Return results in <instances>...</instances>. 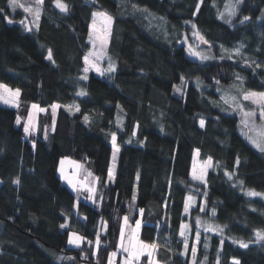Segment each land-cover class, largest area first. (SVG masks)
<instances>
[{"label":"trees","instance_id":"obj_1","mask_svg":"<svg viewBox=\"0 0 264 264\" xmlns=\"http://www.w3.org/2000/svg\"><path fill=\"white\" fill-rule=\"evenodd\" d=\"M62 2L68 11L43 0L38 26L29 31L20 20L25 12L0 0V84L20 90L18 108L0 105V264H106L125 214L132 223L140 218V239L159 245L163 264H194L197 231L195 264H264V240L256 237L264 231V200L244 192L264 193V151L240 132L236 114L215 103L219 84L264 92V0H241L231 24L219 15L229 0ZM95 12L113 19L107 53L115 69L84 79ZM193 25L212 59L187 54ZM241 45L239 55L232 53ZM32 104L46 113L38 115L36 134L26 137ZM112 133L120 147L115 181L99 204L84 202L62 182L59 161L88 163L105 185ZM197 149L200 160L212 157L204 183L190 177ZM189 196L194 201L185 212ZM197 217L223 232L200 229ZM71 231L86 245L91 241L88 250L98 235L96 255L69 246Z\"/></svg>","mask_w":264,"mask_h":264},{"label":"snow or ice","instance_id":"obj_2","mask_svg":"<svg viewBox=\"0 0 264 264\" xmlns=\"http://www.w3.org/2000/svg\"><path fill=\"white\" fill-rule=\"evenodd\" d=\"M241 2V0H236V3H231V0H229V3L225 5V12L228 14L229 19L226 21L228 24H231L232 21L230 19V17H233L236 15L237 12V6L238 4ZM10 6L12 8L13 11H15L18 7L22 8L25 12H29L32 14V16L34 17L35 21L39 20L40 17V12L41 9L39 7L33 9L32 7L28 6L26 7L24 4H18L16 2V0H9ZM36 3L38 5H42L43 0H36ZM56 4L57 7L60 8L62 11H68V5L66 3H63L62 0H56ZM3 10L0 9V12H2ZM225 12H221L220 18L224 19L225 17ZM100 18L102 20V25L101 27H97V18ZM249 17H244V20H248ZM9 22H12L11 20H9ZM21 23H23V21H21ZM241 23H243V21H241ZM111 24H112V17L108 16L106 13L104 12H97V13H93V23H92V32H90L89 34V41L92 42L93 45V49L96 48L97 42H99L101 49H103V47L106 45L107 40H108V35L110 34L111 31ZM38 26V25H37ZM195 25H193V28L195 29ZM28 30L31 31V27H28ZM194 36H197L199 38V40L205 44H207L208 42L205 40V38L199 34L198 30L194 31L193 33ZM243 47V45H241L239 48H235L232 51V53H235L236 55L240 54V50ZM225 51L227 52L228 50L225 49ZM189 52L198 57L200 60H207L210 59V57L207 54H204L202 52L196 51L194 48H192V46H189ZM103 53L102 52H98V51H90L88 54H86L84 56V62L86 64V67L84 68V72L87 73L89 71V67H93L96 69L97 72H100L101 74H103V71H107V72H111L114 71L115 69V65L112 64L111 62L109 63V67L103 71H101V69L99 67L96 66L95 63H93L92 61H90V57H92L93 59H100L102 58ZM48 58L52 59V53L51 50H48ZM257 67H259V65H257ZM84 79H87V75H85L83 77ZM182 81H183V77H181ZM237 79H241V77H239V75H237ZM199 84V81L197 82ZM0 89H3L5 92L8 93V98L5 99V97L3 96V94H0V99H3L5 103H10V104H15L16 102V98L19 97L20 95V90L19 89H9L7 88L6 85H2L0 84ZM176 91H181L180 87L177 86L176 87ZM78 95H86V93L81 90ZM222 99L225 101V103L229 104L232 106V108L234 110L239 109L242 113L243 119L241 121L242 124V130L243 129H248L249 131L256 129L257 126L254 123H250V118L255 117L256 113L255 112H245L243 110V105L239 104L237 102V98L234 96H230L228 94H225L224 97H222ZM242 99L244 101H251L253 104L257 105L260 109V117H261V121L262 124L259 126L260 131L257 133L258 138H254L253 136L249 135V132L246 131L245 135L248 137V139L251 141V143L258 148L260 151H264V92H254V91H248L242 94ZM58 106H53V111L55 110V108ZM70 109L72 106H68ZM33 109L38 108L37 105L33 104L32 105ZM75 110L79 111V106H75ZM40 111H44V109H40ZM85 121L87 122L89 120L88 116L84 117ZM19 117L17 118V123H19ZM200 126L203 127L205 124V121L203 119H201L199 121ZM31 131H35V125L33 124V119L32 116H29L28 119V124L25 125L24 127V132L25 133H30ZM133 135H135V132L133 133ZM111 139H112V144H113V162H115V157H116V152H118V146L116 145V134L112 133L111 134ZM33 147H35V144L33 143ZM199 154V150L197 149V155ZM75 164V167L77 169L82 168L83 165L81 164H77L75 162H72ZM237 164H239V158H237L236 161ZM60 171L61 174L63 175V178L65 180L68 181L69 184H71L73 186V188H77V183L74 182V178L68 176L67 174H64V159H62L60 161ZM212 166V157H208L207 161L201 165L199 168H197L196 163H193V170H192V178L194 180H200V181H204V176L205 173L207 171V168ZM225 174L229 177V179L232 178L233 173H229V172H225ZM88 175L90 176L91 173H88ZM111 170L109 172V177L111 178ZM98 179V178H97ZM17 184L19 183V179L17 178V180L15 181ZM241 185L243 184V181L239 182ZM88 191L90 192H95V188L90 187L88 188ZM247 195L249 196H256V195H261L259 193H256L253 190H248ZM133 199H135V195L133 196ZM194 201V197L189 196L188 197V202H193ZM189 209V203L185 204V212H188ZM203 210V208H201V211ZM139 212L142 214L143 213V209H140ZM212 215L215 216V209L212 210ZM125 224H127L128 221V217L125 216L124 218ZM196 223L199 224L201 227H204L205 231H218V232H223V227L219 226V225H213L211 223H201L200 218L197 217L196 218ZM61 227H66V225H61ZM189 226L187 224H182L180 227V235L182 237H184V249H185V254H187V250H188V230ZM139 229H140V221L137 220L136 221V229L135 232L129 237L128 239V243L127 245H125L124 240H125V234L123 229L121 230L120 233V248L123 249L124 253L128 254V258L124 261V264H133V261L139 260L141 256L147 254V256L149 257V264H159L158 261H155L153 259V254L155 252V250L159 247V245L155 242L152 243H145L143 241H140L138 238V233H139ZM256 237L257 240H264V231H260L257 230L256 231ZM84 238L79 236L77 233L73 232L70 236L69 239V243L70 244H75L76 246H79L80 243L82 242ZM195 239L197 242H199L200 239V234L197 231L196 235H195ZM236 243H239L242 247L247 248L248 244L243 242V241H234ZM89 243H91V241H89ZM99 236L97 235V239H96V245L97 247L99 246ZM195 252L196 249L195 247H193L192 249V255H193V261L195 264ZM116 253H112V256H115ZM205 260H207V257H205ZM217 264H219V261H217ZM233 264H239L238 260L233 261Z\"/></svg>","mask_w":264,"mask_h":264},{"label":"rangeland","instance_id":"obj_3","mask_svg":"<svg viewBox=\"0 0 264 264\" xmlns=\"http://www.w3.org/2000/svg\"><path fill=\"white\" fill-rule=\"evenodd\" d=\"M16 2L18 4H24L26 7L30 6L33 9H35L37 7H39L41 9V6H42V5H38L36 3V0H16ZM231 3H236V1L234 2L233 0H231ZM19 9L20 10H23L22 8H19V7L16 10H19ZM23 12H25V11L23 10ZM224 12H225V9H224ZM95 13H97V12H95ZM225 14H226V16H228V14L226 12H225ZM230 19H232V17H230ZM20 20L23 21V25L25 27H27V28L28 27H31V29H36L37 28V25H38V21H39V20L38 21H35L34 20V17L29 12H25L23 18L20 19ZM92 23H93V20H92ZM92 23H91V27H90L89 34H90V32H92ZM102 23H103L102 20L98 17L97 18V27L98 28L101 27ZM112 25H113V19H112V24H111V30H112ZM194 31H197V29L196 28L194 29L193 26H191V33H190V36H189V40L186 41L188 51H189V46H192V48H194L196 51H199V52H202L204 54H207L212 59V57H211L212 56V53H211L210 49L208 47H206L204 45V43L201 42L197 36H194L193 35ZM110 35H111V31H110V34L108 35L107 43L103 47V49H101L99 42H97L96 48L93 49L92 42H90L89 39H88V41L90 43V49H89L88 53L90 51H93V50L103 53L102 58H100L98 60L93 59L92 57H90V61H92L93 63H95L96 66L101 69V71L107 69L109 67V63L110 62L112 63V60L109 59L108 53H107L108 46H109V41H110ZM88 37H89V35H88ZM187 54L189 56L191 55V56L199 59L198 57L190 54V52L187 53ZM85 67H86V64H85ZM90 72H94L97 75H101V73L100 72H97L96 69L93 68V67H89V71L87 73H85V72L84 73H85V75H88V73H90ZM104 72H107V71H103V73ZM7 88L12 89V90H15V89H13V88H11L9 86H7ZM248 91H254V90H246V89H244V87H242V85L240 83H233V84H229V85L219 84L218 85V88H217V92H218L219 97L216 99L215 103H216L217 107L223 113H226V114H236L237 115V117L239 119V130H240V132L244 135V137L247 139V141L250 143V145L253 146L254 148H256L251 143V141L248 139V137L245 135V132L248 131L249 132V135L253 136L254 138H258L257 133L260 131L259 126L262 124V121H261V117H260V109H259V107L257 105H255V104H253L251 101H244L242 99V94L245 93V92H248ZM254 92L259 93V91H254ZM0 94H3V96L5 97V99L8 98V93L5 92L3 89H0ZM225 94H228L230 96L236 97L237 98V102L239 104H242L243 105V110L245 112H255L256 113L255 117L250 118V123H254L257 126L256 129H253L251 131H249L248 129H243L242 130V124H241V121L243 119L242 113H241V111L239 109L234 110L231 105L225 103V101L222 99V97H224ZM19 104H20L19 97L16 98L15 104L5 103L3 99H0V105L6 106V107L18 108ZM32 105H31V108H30V110L28 112L27 117L25 118L24 127H25V125L28 124V119H29V116L31 115L32 116V119H33V124L35 125V131H31L30 133H25L26 137H30V136L36 134L38 115H39V113H46V110L40 111V109H39L40 107L38 105H37L38 108H36V109H33L32 108ZM50 111L52 112V115L55 118V116L57 115V107L55 108L54 111H53V107H52ZM19 120L21 121V119H19ZM116 145L118 146L117 143H116ZM112 147H113V144H112ZM118 149H119L118 152H116L115 162H113V152H112L111 165H110V169H109V172L111 170L112 175H111V178H110L109 177V174H108V179H107V182H106L105 185L102 184L100 178L91 171V169L88 166V163H86L84 161H80V160L73 159V158L68 157V156L61 157L60 161L62 159H64V165H63V167H64V174H67L68 176L74 178V182L77 183V188H73V186L71 184H69L67 180H65L63 178V175L61 174V171H60V167H61L60 161H59V164H58V171H57L58 172V175L61 178L62 182L72 192H74L78 196V198L80 200H82L84 202L93 203V204H99L101 202L102 195H103V190H104L105 186H107L109 183L113 184L114 181H115V176H116V163H117V158H118L119 151H120V147L119 146H118ZM256 149L259 150L258 148H256ZM206 161L207 160H200L199 154L197 155V151L194 153L193 163L194 162L196 163L197 168H199L201 165H203ZM72 162H75L77 164H81V165H83V167L77 169L75 167V164L72 163ZM209 169H210V167L207 168V171H206L205 176H204V181L194 180L192 178V170H193V164H192V169H191L190 177L194 181H197V182H200V183H204L205 182L206 175H207V172H208ZM88 173H91V175L89 176ZM236 185H238L240 187V185L238 183ZM90 187L95 188V192L94 193L88 191V188H90ZM248 190L249 189H247V190L244 191L246 195H247ZM256 193H259V192H256ZM259 194H261V195H256V196H249V195H247V196H249V197H257V196H260V198L262 200H264V193H259ZM187 203L190 204V202H188V199H187ZM125 216L128 217L127 224H125V221L123 219ZM139 221H140V229H139V233H140V230H141V220H140V218H139ZM183 224H186V223H183ZM199 228L200 229L202 228L205 231L204 227H201L200 225H199ZM122 229H123L124 234H125L124 243H125V245H127L129 237L135 232L136 222L132 223V221L129 218V216L125 214L122 217L120 233H121V230ZM104 230H105V228H103V231ZM73 232H75V231H71L69 233L68 245L71 246V247H80V248H83L84 252L86 254H88V255H91V254L96 255V253H97L96 240H95V243H94L95 244L94 250L93 249L88 250L87 248L88 247L90 248V246H89L90 243L86 245V243H85V237H83L80 233L75 232L79 236L83 237L84 239L82 240V242L80 243L79 246H76L75 244H70L69 243V239H70V236H71V234ZM187 232L189 234V229L187 230ZM139 233H138V238H139L140 241H143L142 239H140V234ZM180 238L182 240H184V237H182L181 235H180ZM143 242H145V243H152V242H147V241H143ZM197 243L198 242L194 238V240H193V246L191 248V253H192L193 247H195V249H196ZM114 252L116 253V255L115 256H112V253H114ZM127 258H128V254L127 253H124L123 252V249L120 248V237H119L117 249L115 251H111L109 253V256H108V259H107L106 264H124V261ZM153 259L155 261H158L157 256H156V250H155V252L153 254ZM158 262H159V264H163L160 261H158ZM78 264H87V263H85V262H79ZM133 264H149V257L147 256V254H145V255L141 256L139 260L133 261Z\"/></svg>","mask_w":264,"mask_h":264},{"label":"crops","instance_id":"obj_4","mask_svg":"<svg viewBox=\"0 0 264 264\" xmlns=\"http://www.w3.org/2000/svg\"><path fill=\"white\" fill-rule=\"evenodd\" d=\"M39 109H42V108H39ZM103 228H105V230H106V226H103ZM105 230H104V231H105ZM96 239H97V238H96Z\"/></svg>","mask_w":264,"mask_h":264}]
</instances>
